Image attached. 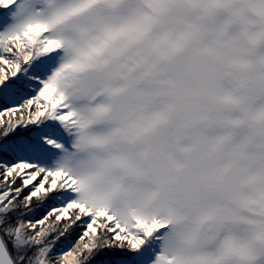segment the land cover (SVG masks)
<instances>
[{
  "label": "snow or ice",
  "instance_id": "obj_1",
  "mask_svg": "<svg viewBox=\"0 0 264 264\" xmlns=\"http://www.w3.org/2000/svg\"><path fill=\"white\" fill-rule=\"evenodd\" d=\"M0 264H264V0H0Z\"/></svg>",
  "mask_w": 264,
  "mask_h": 264
}]
</instances>
